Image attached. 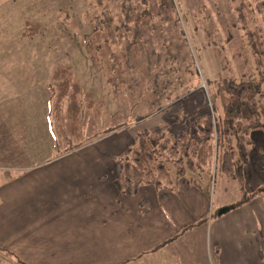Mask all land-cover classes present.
Returning a JSON list of instances; mask_svg holds the SVG:
<instances>
[{"label":"crops","instance_id":"obj_1","mask_svg":"<svg viewBox=\"0 0 264 264\" xmlns=\"http://www.w3.org/2000/svg\"><path fill=\"white\" fill-rule=\"evenodd\" d=\"M9 60H0V92L13 94H0V247L28 264H92L97 258L117 264L170 247L179 234L204 224L202 216L210 212L202 187L172 192L167 199L149 184L132 195L114 188L112 157L128 143L119 131L83 149L52 155L49 103L39 104L37 92H43L27 84L23 73H7ZM18 78H24L26 87ZM196 96L204 107L203 95ZM184 114L176 111L171 121ZM159 120L153 125L166 122ZM33 129L43 137L32 138ZM250 136L253 145L243 173L245 186L253 189L264 181L259 153L264 134L254 131ZM31 138V150L35 144L44 157L40 166L26 165L33 159L27 144ZM220 207L211 220V264H264V195L237 208Z\"/></svg>","mask_w":264,"mask_h":264},{"label":"rangeland","instance_id":"obj_2","mask_svg":"<svg viewBox=\"0 0 264 264\" xmlns=\"http://www.w3.org/2000/svg\"><path fill=\"white\" fill-rule=\"evenodd\" d=\"M175 12L187 42V45H176V49L184 55V62L188 65L194 63L197 73L193 78L189 73L183 74L182 79L177 78L180 86L171 92L168 102L160 109L153 110L158 99L148 106L149 99L145 96L144 90L139 88L140 85L138 88L135 87L138 90L134 94L128 92L129 95L121 96L116 92V97L113 96V90L106 83L100 68L105 56L104 51L100 60L89 56L94 22L92 0H0V60L11 59L9 60L11 67L7 68V73L12 74V70L23 73L22 76L28 80L27 84L32 83L33 87L43 92L44 96L37 92L39 104L42 105L41 100L44 101L43 107L48 105V82L55 84L51 77L55 66L71 68L82 91H88L93 98L92 106L89 107L87 97L80 96L82 106L77 121L81 123L76 127L79 136H71L73 144L70 145L79 147L74 150L83 149L88 143L112 133L110 130L114 129L113 132L119 131L118 135L127 139L126 145H129L136 131L155 126L153 124L157 123L160 117L168 122L157 125L170 124L169 136L174 137L185 127L189 118L211 109L209 97L215 92L217 80L221 78L239 80L244 73L256 77L264 74V56L256 60L250 46L242 39L245 19L247 27L261 25L252 0H175ZM169 24L166 25L165 34L169 33ZM30 30L36 31L27 34ZM227 33L232 35L230 42H227ZM238 35L242 38L240 39ZM118 48L122 51L121 45H118ZM160 49L166 52L164 47L160 46ZM177 68L181 69L179 66ZM175 75L179 77L177 72ZM23 79L18 78V81ZM31 79L32 82H29ZM18 84L26 87L24 81ZM15 91L17 95L20 87L16 85ZM198 93L204 97L205 106L202 108V104L194 99L197 97L196 94L199 96ZM0 94L1 98L13 95L8 91H1ZM118 95L121 97L118 98ZM214 98H217L215 94ZM213 107L215 115L221 116L218 99L213 102ZM176 111L185 114L171 121ZM171 114L174 115L169 117ZM260 119L264 123V116ZM70 121L74 124L77 122L76 119ZM57 122L62 126L69 123L68 119L64 118L62 108L58 113V120L53 118L54 127ZM121 122L126 124L120 125ZM108 126L114 129H108ZM39 132L33 129L32 138L43 137V135L40 137ZM56 137L59 140V136ZM32 138L27 139L29 142L27 144L33 159L27 161L26 165L40 166L44 157L40 155V147L37 153L35 144L31 150ZM63 143L61 146L66 147ZM259 153L264 168V145L259 149ZM197 178L209 197L210 213L206 214L208 216L204 224L179 234L170 247L167 246L157 252L144 251L122 262L118 261L117 264H211V220L221 211L220 205L230 206L237 202L240 191L234 179L227 178L218 171ZM245 188L247 191L251 190L246 186ZM199 253L202 255L201 258L198 256ZM81 260L91 261L89 258ZM97 262L109 264L107 258H97L96 261L92 259V264ZM24 263L26 262L0 249V264Z\"/></svg>","mask_w":264,"mask_h":264},{"label":"trees","instance_id":"obj_3","mask_svg":"<svg viewBox=\"0 0 264 264\" xmlns=\"http://www.w3.org/2000/svg\"><path fill=\"white\" fill-rule=\"evenodd\" d=\"M252 2L261 25L247 27L242 15L243 38L238 37L250 46L258 60L264 56V0ZM92 17L89 56L100 60L104 51L100 68L114 97L116 92L121 96L129 95L128 92L134 94L140 85L149 99L148 106L158 99L153 110L160 109L168 102L171 92L180 86L178 80L183 74H190L192 78L196 76L194 63L188 65L184 62V55L176 49V45H187V42L175 12V0H92ZM167 23L170 28L165 34ZM35 31H27V34ZM231 39L232 35L227 33V42ZM160 46L166 52L160 51ZM177 66L181 69L178 70ZM258 76L244 73L239 80H217L215 92L209 97L211 109L189 118L174 137L169 136L170 124L136 131L129 145L112 157L111 182L114 188L122 194L132 195L140 186L149 184L167 199L172 192H185L192 187L200 189L201 182L197 177L218 171L234 179L239 186L240 197L229 209L237 208L257 195H264V182L246 190L243 173L253 145L251 133L261 131L264 134V123L260 119L264 116V74ZM51 77L55 84L48 82L47 85L49 119L54 137L52 155L57 156L79 147L70 145L73 144L71 136H79L76 127L81 123L77 121L82 106L80 96L87 97L89 107L93 98L88 91H82L68 66L56 65ZM215 99L219 100L221 116L214 113ZM61 108L68 122L74 119L77 122L70 121L64 126L57 122L54 127L53 118L58 120ZM125 124L121 122L120 125ZM207 216H202V220ZM0 249L12 254L5 248Z\"/></svg>","mask_w":264,"mask_h":264}]
</instances>
